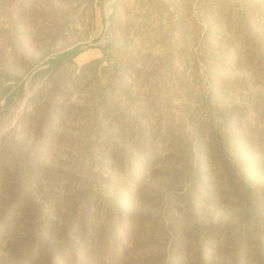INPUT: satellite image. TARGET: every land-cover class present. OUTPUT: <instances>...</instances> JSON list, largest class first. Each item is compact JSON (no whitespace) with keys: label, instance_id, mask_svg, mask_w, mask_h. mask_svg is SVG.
I'll return each mask as SVG.
<instances>
[{"label":"rangeland","instance_id":"374dc122","mask_svg":"<svg viewBox=\"0 0 264 264\" xmlns=\"http://www.w3.org/2000/svg\"><path fill=\"white\" fill-rule=\"evenodd\" d=\"M0 264H264V0H0Z\"/></svg>","mask_w":264,"mask_h":264},{"label":"trees","instance_id":"16d2710c","mask_svg":"<svg viewBox=\"0 0 264 264\" xmlns=\"http://www.w3.org/2000/svg\"><path fill=\"white\" fill-rule=\"evenodd\" d=\"M83 51L84 48H81V46H75L60 53H57L54 57H51L49 59V66L47 70H50L52 68L56 69L64 65L66 62L72 61L79 53ZM22 88L23 87L18 88L16 91L13 92L14 93L20 92ZM9 102H11V100Z\"/></svg>","mask_w":264,"mask_h":264}]
</instances>
